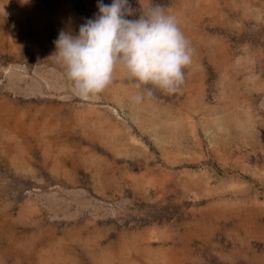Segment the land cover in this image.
I'll return each instance as SVG.
<instances>
[{
	"label": "rangeland",
	"instance_id": "obj_1",
	"mask_svg": "<svg viewBox=\"0 0 264 264\" xmlns=\"http://www.w3.org/2000/svg\"><path fill=\"white\" fill-rule=\"evenodd\" d=\"M97 3L0 0V264H264V0H129L195 50L139 105L120 69L80 99L52 57Z\"/></svg>",
	"mask_w": 264,
	"mask_h": 264
},
{
	"label": "clouds",
	"instance_id": "obj_2",
	"mask_svg": "<svg viewBox=\"0 0 264 264\" xmlns=\"http://www.w3.org/2000/svg\"><path fill=\"white\" fill-rule=\"evenodd\" d=\"M97 9L78 34L60 30L53 41L52 57L64 69L75 96L98 99L114 83L117 69L136 89H143L131 97L136 105L153 97V89L181 91L195 50L175 15L155 4L142 7L138 19H128L136 12L129 0H98Z\"/></svg>",
	"mask_w": 264,
	"mask_h": 264
}]
</instances>
